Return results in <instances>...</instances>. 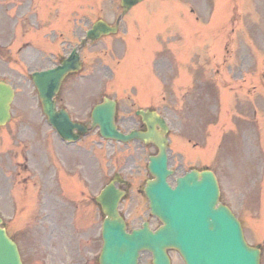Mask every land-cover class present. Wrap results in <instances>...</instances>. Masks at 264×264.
I'll list each match as a JSON object with an SVG mask.
<instances>
[{
    "label": "rangeland",
    "instance_id": "obj_1",
    "mask_svg": "<svg viewBox=\"0 0 264 264\" xmlns=\"http://www.w3.org/2000/svg\"><path fill=\"white\" fill-rule=\"evenodd\" d=\"M251 6L252 0H145L123 18L116 36L82 50V71L66 81L81 86L62 96L79 122L88 121L102 97L115 99L122 130L138 125L134 112L139 108L158 111L170 127L171 170L216 173L221 200L243 220L249 240L261 243L264 264V239L253 236L264 221L262 176L241 162L242 148L235 151L248 141L264 157V44L258 29L264 26V0ZM121 12L120 0H0V78L15 88L12 122L0 129V217L24 264H97L103 215L93 199L114 172L128 182L121 187L125 196L119 205L128 229L145 221L153 229L160 226L149 215L143 192L151 179L146 167L154 148L135 150L134 144L106 143L93 134L66 148L37 115L28 79L30 72L58 62L53 57L60 43L55 30L65 42L59 51L63 56L90 24L101 19L113 25ZM48 49L47 60H33ZM112 68L111 80L107 74ZM26 117L33 121V134L23 139ZM56 149L90 150L92 157L90 182L83 179L81 196L72 195L79 181L65 177L78 167L66 159L71 173L62 169L59 190L72 195L69 201L52 195L58 188L57 170L53 172L57 163L51 156ZM26 152L32 157L23 159ZM257 153L255 149L252 155ZM178 175L174 172L169 181ZM243 204L249 212L244 206L241 211ZM169 257L172 264H183L175 251H169ZM139 264H151L149 255L143 253Z\"/></svg>",
    "mask_w": 264,
    "mask_h": 264
},
{
    "label": "water",
    "instance_id": "obj_2",
    "mask_svg": "<svg viewBox=\"0 0 264 264\" xmlns=\"http://www.w3.org/2000/svg\"><path fill=\"white\" fill-rule=\"evenodd\" d=\"M139 1L123 0L122 4L128 9ZM115 32V28L98 22L89 32V38ZM69 70L71 67L64 64L59 69L32 75L49 123L66 139L71 138V129L76 126L69 122L65 114L55 113L52 97L60 80ZM12 97L11 88L0 83V126L9 120ZM114 106L113 102L105 100L104 104L95 107L92 126H98L100 134L105 138L123 142L139 138L156 145L158 155L150 158L148 166L155 180L147 184L145 194L149 199L151 213L161 220L163 226L154 233L145 226L126 234L124 223L117 214L122 193L112 186L107 187L97 198L106 215L100 264H137L139 252L143 250L152 254L153 264H169L165 254L168 248L178 250L186 264H257V254L244 248L238 224L229 217L225 209L214 210L218 187L213 174L191 172L178 179L176 188L172 190L166 184V178L171 173L166 169L167 141L164 135L168 128L164 121L155 113L137 112L148 127L147 133L132 132L124 136L116 131L113 124ZM156 125L160 132L155 130ZM0 264H21L16 245L1 228Z\"/></svg>",
    "mask_w": 264,
    "mask_h": 264
},
{
    "label": "flooded vegetation",
    "instance_id": "obj_3",
    "mask_svg": "<svg viewBox=\"0 0 264 264\" xmlns=\"http://www.w3.org/2000/svg\"><path fill=\"white\" fill-rule=\"evenodd\" d=\"M68 90H69V88H68ZM141 128H142V127H141ZM232 212H233V211H232ZM236 217H237V219L240 221V224H241V226H242V228H243V233H244L245 238L248 239L247 236L245 235V232H244L245 229H244V225H243L242 219H241L239 216H236Z\"/></svg>",
    "mask_w": 264,
    "mask_h": 264
}]
</instances>
